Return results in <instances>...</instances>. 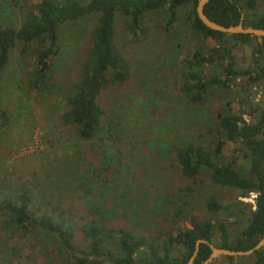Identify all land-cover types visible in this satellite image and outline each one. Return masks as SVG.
I'll use <instances>...</instances> for the list:
<instances>
[{
    "label": "trees",
    "instance_id": "trees-1",
    "mask_svg": "<svg viewBox=\"0 0 264 264\" xmlns=\"http://www.w3.org/2000/svg\"><path fill=\"white\" fill-rule=\"evenodd\" d=\"M258 1L208 0L203 11L223 25L238 23L242 15L243 25L264 29V11L254 10ZM196 3L197 0H39L34 4H20L15 14L3 6L0 12V93L2 74L16 46L21 53L29 52L34 59L31 71L26 73L29 88L48 91L54 82L50 61L59 50L60 28L67 22L92 19L86 33L79 76L64 97L66 109L62 120L74 126L82 140L97 139L104 114L98 101L102 89L121 85L130 77L129 58L116 40L117 16L123 18L128 33L138 35L144 31L143 23L148 13L164 10L167 16L162 28L168 31L177 20L179 9L185 5H190L187 19L193 32L216 41V45L206 49L197 45L184 58L179 71L181 90L187 99L204 103L212 90H229L239 76H246L250 83L264 82V37L258 40L250 34H226L210 29L199 20ZM232 42L251 44L255 67H235ZM225 104L230 103L226 100ZM248 108L232 112L224 105L215 116L216 128L212 134L200 133L192 141L173 146V159L180 172L195 178L192 186L181 191L185 203L190 197L198 199L199 191L194 195L198 175H206L214 184L236 189L242 196L255 193V209L250 207L247 223L231 239L226 224L218 222L220 242L213 243L214 223L209 217L194 214L188 216L189 226L184 229L135 230L115 225L113 221L118 213L109 212L103 206L107 187L95 185L94 178L83 169L71 175L73 182L67 186L74 192L78 190L85 202L83 221L69 206L63 205L62 193L37 192L39 183L45 186L43 180L8 182L9 179L2 176L0 228L35 237L42 251L43 244L46 247L47 264H186L199 238L219 247L248 249L258 241L264 227V109L256 105ZM245 113L249 120L243 117ZM10 120L0 102V126H6ZM227 141H240L244 145L249 160L246 166L236 167L232 161L224 160L223 145ZM57 181L58 176L51 179V182ZM205 205L213 213L223 208L213 195L206 198ZM184 212L183 207H177L173 216L179 218ZM78 236L85 244L77 254ZM209 252V246L200 243L194 264H200ZM250 256V264H264V247ZM225 257L229 263L235 258Z\"/></svg>",
    "mask_w": 264,
    "mask_h": 264
},
{
    "label": "rangeland",
    "instance_id": "rangeland-1",
    "mask_svg": "<svg viewBox=\"0 0 264 264\" xmlns=\"http://www.w3.org/2000/svg\"><path fill=\"white\" fill-rule=\"evenodd\" d=\"M38 1L0 0V12L5 6L15 14L20 4ZM189 8L185 5L179 9L177 20L168 31L162 28L167 16L164 10L148 13L144 31L138 35L128 33L123 18L117 16L116 40L129 58L130 77L121 85L102 89L98 101L104 114L98 138L90 141L82 140L74 126L64 124L62 114L66 109L65 94L79 76L92 19L67 22L60 28L59 50L50 61L54 82L48 91L29 88L26 73L31 71L34 59L29 52L21 53L18 46L14 47L1 78L0 102L11 120L0 126V177L8 182L43 180L45 186L38 182L37 192L62 193L63 205L83 221L85 202L78 190L76 193L67 187L73 182L72 176L83 169L94 178L95 185L107 187L103 206L118 213L115 225L135 230L184 229L189 226L188 216L194 214L209 217L214 223L213 243L220 242L218 222L226 224L230 239L236 235L247 223L254 197L251 193L242 196L236 189L198 175L194 192L195 195L199 191L198 199L190 197L185 203L181 191L192 186L195 178L180 172L173 159V146L192 141L200 133L212 134L215 116L224 105L232 112L251 105L264 109V82L250 83L246 76H239L229 90H212L204 103L187 99L181 90L179 71L184 58L197 45L204 49L216 45L213 38L193 32L187 19ZM254 10L264 11V0H259ZM232 43L235 67H255L251 44ZM224 100L230 104L227 106ZM243 117L250 119L246 113ZM246 153L240 141L223 145L224 160L232 161L236 167L248 164ZM55 176L58 181L51 182ZM209 195L223 206L216 213L206 208ZM177 207L185 211L179 218L173 216ZM84 244L78 236L77 254ZM45 249L43 244V252L33 236L0 228V264H47ZM251 260L250 255L240 256L229 263L225 256H219L210 264H250Z\"/></svg>",
    "mask_w": 264,
    "mask_h": 264
},
{
    "label": "water",
    "instance_id": "water-1",
    "mask_svg": "<svg viewBox=\"0 0 264 264\" xmlns=\"http://www.w3.org/2000/svg\"><path fill=\"white\" fill-rule=\"evenodd\" d=\"M208 0H197L195 11L199 18V20L208 28L217 30L226 34H250L257 37L258 40H261V37H264V29L260 27H254L249 25L242 24V15L240 17V21L236 24L230 25H223L218 23L212 19H210L203 11L204 5L207 3ZM242 200L246 201V197H241ZM255 201L252 203V209H255ZM205 243L209 246L210 252L209 255L202 260L200 264H209L213 259L219 256H233V257H240V256H249L253 254L256 250L261 249L264 247V227L262 234L258 241L250 248L244 250H236L227 247H219L214 245L211 241L203 238H199L195 241L194 249L190 257L188 258L186 264H194V258L198 252L199 244ZM179 264V263H175Z\"/></svg>",
    "mask_w": 264,
    "mask_h": 264
},
{
    "label": "built area",
    "instance_id": "built-area-1",
    "mask_svg": "<svg viewBox=\"0 0 264 264\" xmlns=\"http://www.w3.org/2000/svg\"><path fill=\"white\" fill-rule=\"evenodd\" d=\"M251 195H252L253 197H255V193L251 192Z\"/></svg>",
    "mask_w": 264,
    "mask_h": 264
}]
</instances>
